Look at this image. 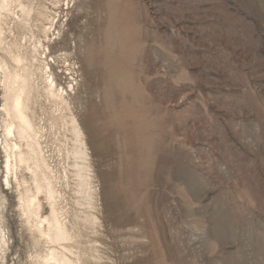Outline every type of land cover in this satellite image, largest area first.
<instances>
[{"label":"rangeland","instance_id":"obj_1","mask_svg":"<svg viewBox=\"0 0 264 264\" xmlns=\"http://www.w3.org/2000/svg\"><path fill=\"white\" fill-rule=\"evenodd\" d=\"M20 2L28 15L0 11V62L36 49L66 102L36 75L42 153L86 264H264V0ZM3 102L0 67V264H38L49 244L33 243L3 185Z\"/></svg>","mask_w":264,"mask_h":264},{"label":"bare ground","instance_id":"obj_2","mask_svg":"<svg viewBox=\"0 0 264 264\" xmlns=\"http://www.w3.org/2000/svg\"><path fill=\"white\" fill-rule=\"evenodd\" d=\"M12 2L18 3L22 11L26 15L29 14L30 10L23 6L20 0H0V11L9 10ZM45 19L49 25L42 26V31L46 34L53 29L54 19ZM2 40L0 22V45ZM7 52L14 65H8L5 61L0 62L4 101L3 185L15 193L18 217L21 219L22 226L30 232L33 243L37 245L44 241L49 244L46 253L37 257L38 264H86L85 252L82 253L78 249L82 231L76 225H68L61 219L57 205V190L42 153L39 141L40 126L38 127L35 121L37 118L34 111L41 89L35 82L36 75L45 83L42 88L45 97L53 100L57 105H65L66 102L60 91L55 88L54 80L49 79L48 74L45 76L43 68L35 66L36 49L28 54H20L9 49ZM67 87L70 89L72 85ZM69 123L75 140L71 154L83 161L87 158L88 152L82 130L74 117L69 118ZM77 174L81 188L88 192L89 179L84 173L83 163L77 164ZM40 193H43L48 200L49 213L46 216L41 214ZM3 197L0 188V200ZM75 217L81 218L84 226L95 223V216L90 213ZM2 218L3 215L0 212V245L5 246L8 244V237L1 224ZM75 247L77 250H74ZM89 250L93 252L95 247L91 245ZM88 257L96 258L97 255L90 253Z\"/></svg>","mask_w":264,"mask_h":264}]
</instances>
